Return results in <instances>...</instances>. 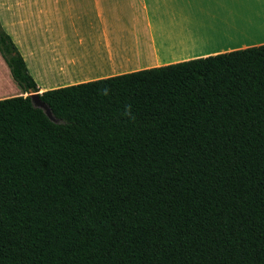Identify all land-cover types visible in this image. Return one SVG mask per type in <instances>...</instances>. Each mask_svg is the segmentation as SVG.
Returning <instances> with one entry per match:
<instances>
[{
	"label": "trees",
	"instance_id": "1",
	"mask_svg": "<svg viewBox=\"0 0 264 264\" xmlns=\"http://www.w3.org/2000/svg\"><path fill=\"white\" fill-rule=\"evenodd\" d=\"M0 54V264H264V45L40 93L60 123Z\"/></svg>",
	"mask_w": 264,
	"mask_h": 264
},
{
	"label": "crops",
	"instance_id": "2",
	"mask_svg": "<svg viewBox=\"0 0 264 264\" xmlns=\"http://www.w3.org/2000/svg\"><path fill=\"white\" fill-rule=\"evenodd\" d=\"M19 1L0 19L39 93L264 45V0Z\"/></svg>",
	"mask_w": 264,
	"mask_h": 264
},
{
	"label": "rangeland",
	"instance_id": "3",
	"mask_svg": "<svg viewBox=\"0 0 264 264\" xmlns=\"http://www.w3.org/2000/svg\"><path fill=\"white\" fill-rule=\"evenodd\" d=\"M19 0H0V17L3 16L2 10L4 7H9V4H18ZM0 90H7L16 93L15 96H18V93L21 91L17 84L13 81L11 75L9 73L2 74L0 73ZM27 95V94H26Z\"/></svg>",
	"mask_w": 264,
	"mask_h": 264
},
{
	"label": "water",
	"instance_id": "4",
	"mask_svg": "<svg viewBox=\"0 0 264 264\" xmlns=\"http://www.w3.org/2000/svg\"><path fill=\"white\" fill-rule=\"evenodd\" d=\"M30 96L34 107L42 109L51 121L55 123H60V121L54 116L50 106L41 100L40 93H34Z\"/></svg>",
	"mask_w": 264,
	"mask_h": 264
}]
</instances>
